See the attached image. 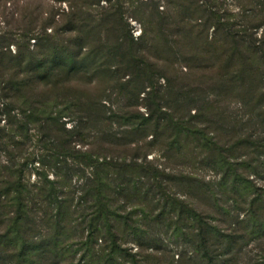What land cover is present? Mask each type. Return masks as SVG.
I'll return each mask as SVG.
<instances>
[{
  "label": "trees",
  "instance_id": "1",
  "mask_svg": "<svg viewBox=\"0 0 264 264\" xmlns=\"http://www.w3.org/2000/svg\"><path fill=\"white\" fill-rule=\"evenodd\" d=\"M66 1L51 33L0 31V264H244L264 239L247 126L264 118V0H130L138 36L121 0ZM32 136L35 180L17 162ZM162 231L190 249L159 250Z\"/></svg>",
  "mask_w": 264,
  "mask_h": 264
},
{
  "label": "rangeland",
  "instance_id": "2",
  "mask_svg": "<svg viewBox=\"0 0 264 264\" xmlns=\"http://www.w3.org/2000/svg\"><path fill=\"white\" fill-rule=\"evenodd\" d=\"M113 1V0H112ZM230 1V0H228ZM121 10L125 13L124 20H127L131 25V31L134 36H138L141 33V23L139 19L131 17L130 11L133 8L134 2L130 0H121ZM101 3L106 5V0H102ZM164 2L161 1V6ZM68 11V2L66 0L55 1V0H0V31L6 29H14L13 31L18 35L26 25L39 27L45 23L47 25V32H53L58 26L60 27L66 19L64 17L65 12ZM35 39H31V43H35ZM16 45L12 44L11 49H15ZM81 65V64H80ZM82 68L89 69L86 63L82 64ZM232 107L235 105L232 104ZM142 109H144L142 107ZM247 118V115L245 116ZM67 125H71V122L67 121ZM248 127L251 126L255 134H264V118L260 119L257 115L255 116ZM28 148L23 155L29 157L33 155V160L24 159V157L18 158L17 162L22 164L25 177L31 180H35L38 177V173L41 171L39 165L40 149L34 141V136L28 142ZM47 157L49 152L46 151ZM153 154H149L151 157ZM205 179L207 181L214 179L215 173L210 168L206 167L203 171ZM52 176L51 172L49 174ZM255 174H253V177ZM258 184L262 185L264 189V183L258 176L254 177ZM223 202V200H221ZM242 215H240L241 217ZM159 239L156 240V247L159 250L170 252L177 257L184 249H190L187 243L181 241L176 235L170 231L164 233L163 231L158 234H154ZM245 252V253H244ZM243 253V254H242ZM238 256V260L244 264H256L255 262L264 259V239L259 236H254L246 245L243 247V251ZM80 255V251H77V258Z\"/></svg>",
  "mask_w": 264,
  "mask_h": 264
}]
</instances>
